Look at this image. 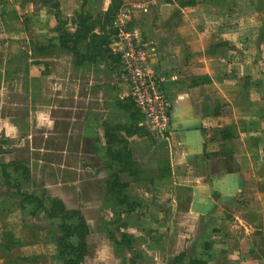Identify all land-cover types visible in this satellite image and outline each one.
Returning a JSON list of instances; mask_svg holds the SVG:
<instances>
[{
	"label": "crops",
	"instance_id": "obj_1",
	"mask_svg": "<svg viewBox=\"0 0 264 264\" xmlns=\"http://www.w3.org/2000/svg\"><path fill=\"white\" fill-rule=\"evenodd\" d=\"M121 1L132 7L142 4L132 26L156 47L153 64L171 102L166 138L155 135L145 123L139 124L143 132L128 137L136 173L119 175L123 193L130 202L146 206L124 213L126 206L106 188L110 169L102 123L130 124L129 113L119 104L129 96V84L100 57L75 64L54 31V3L67 30L76 29L78 13L83 11L92 16L94 32L99 33L102 13L111 0H0V108L19 107L21 92L24 107L39 108L35 118L0 117L9 137H29L15 138L14 148L3 146L0 163L18 159L20 147L32 154L39 150L37 162H28L32 177L67 209L81 210L89 229L88 252L92 244L96 253L113 260L119 247L109 238L106 224L121 213L143 264H165L167 257L182 251L204 258L200 251L209 253L216 246L204 250L206 237L214 228L221 229L217 221L231 214L227 209L244 190L243 171L256 165L255 155L264 163V145L259 147L261 141L264 144V127L257 128L264 120L254 114L257 105L249 84L250 60L264 53V8L258 0H196L186 6L179 0L146 5L147 0ZM21 121L24 128L12 126ZM36 123L39 142L34 136ZM228 128L236 136L223 138ZM118 135L126 138L122 131ZM254 174L264 184V165ZM11 196L0 195V243L3 232L10 231L18 242L11 251L24 247L37 251L36 257L23 255L25 261L34 257L38 264H58L46 214L38 210L31 216L32 205L20 207ZM249 214L260 218L262 213L258 207ZM199 238H205L201 244L196 243ZM228 238L224 234L214 240ZM248 251L222 256L241 264ZM3 260L0 251V264Z\"/></svg>",
	"mask_w": 264,
	"mask_h": 264
},
{
	"label": "trees",
	"instance_id": "obj_2",
	"mask_svg": "<svg viewBox=\"0 0 264 264\" xmlns=\"http://www.w3.org/2000/svg\"><path fill=\"white\" fill-rule=\"evenodd\" d=\"M85 0H82L84 2ZM261 0H258L259 7ZM196 0H179L181 6L194 5ZM57 4L53 6L56 10L55 17L57 23L54 31L57 34L58 43L65 50L69 51L75 64H82L84 61L94 62L97 57H100L105 66L115 70L118 76L120 75V57L114 53L110 44L113 37L117 33V29L113 26L115 15L122 5L121 0H111L108 9L102 13L101 30L99 33L94 32L93 24L90 22L92 16L88 13L80 11L77 18V27L73 32L67 30L66 23L60 16ZM131 20V19H130ZM127 18L129 27L132 26V20ZM227 44V41L222 43ZM219 45V43H218ZM119 104L124 108L130 116V124H115L109 125L102 123L105 139V154L109 159L107 167L110 169L106 179L107 191L114 196L118 204L126 206L124 213H132L141 208L142 205L136 202H130L127 196L123 193L125 184L120 181L119 175L123 172L135 174L134 161L132 160L131 151L129 149L128 137L143 132V126H139L138 122L141 119V114L131 95L119 99ZM264 107L255 111V115L264 113ZM118 131H122L126 138H121ZM223 138L234 137L236 133L232 128L225 129L222 132ZM0 152H3L0 150ZM1 184L6 186L10 194L16 198L18 206L32 205L30 210L31 216H34L38 210L46 214L50 226V240L57 247V260L63 264H81L87 254L86 238L89 233L86 219L80 209H67L60 198L50 196L46 190L30 189L32 185L31 174L28 163L25 160L14 159L6 163H0ZM158 220V219H156ZM111 224H117V234L111 229ZM126 223L121 218V213L118 218L106 224V229L109 238L116 244L117 247L125 246L128 250L134 251L131 240L126 230ZM221 229L214 228L213 235ZM151 229L147 230L148 234L152 235ZM226 234V233H225ZM217 237V236H216ZM74 239V241H73ZM221 240H206L203 244L204 250L213 248L216 242ZM18 242L14 240L13 234L10 231L3 232V241L0 243V251L4 253L11 252ZM202 249V250H203ZM135 252V251H134ZM205 253L200 251L199 254ZM227 249L220 251L221 255L227 254ZM25 261V258H21ZM27 262V261H25ZM136 259L133 258L130 264H135ZM3 264H10L4 262ZM165 264H209L207 259L200 257H192L182 251L176 255L169 256L165 259Z\"/></svg>",
	"mask_w": 264,
	"mask_h": 264
},
{
	"label": "rangeland",
	"instance_id": "obj_3",
	"mask_svg": "<svg viewBox=\"0 0 264 264\" xmlns=\"http://www.w3.org/2000/svg\"><path fill=\"white\" fill-rule=\"evenodd\" d=\"M132 1H135V0H130L127 3L132 2ZM209 1H212V0H209ZM259 4L262 8H264V0H261ZM126 6L129 8L131 7L130 5H126ZM138 14H140L139 10L130 8L127 18L128 20L130 19L134 20L136 19V15ZM131 23L135 25L133 21ZM232 34L234 33H231L230 35ZM234 35H235L234 37L236 38V34ZM212 37L214 39L215 36L212 35ZM232 40H234V38H232ZM260 57L262 58H258L257 60H254V59L250 60L251 80L249 84L252 87L251 97L256 100L255 102L257 105L256 110H259L261 107H264V101H262V99L264 98L262 96L264 95V53ZM243 77H242V80H243ZM123 85L127 87L126 83H124ZM18 95L19 96L17 97V100L21 102L19 107L17 108L14 106L8 107L7 105H5L4 107L0 108V117L8 118L13 114L14 117L18 116V117L24 118L27 116L29 118L31 117L35 118L36 112H39V108L24 107L23 101L25 98V93L21 92V93H18ZM8 101L9 100L7 99L5 102L8 103ZM257 118L264 120V113H261L260 115L257 114ZM19 124L20 125H12V126L13 127L19 126L20 128H24L25 125L23 121H21V123ZM38 127L39 126H37V123L36 125H33V128L37 131L36 133H34L35 139L39 142L40 132H39ZM261 127H264V124H262V126L260 124L257 125L258 129ZM4 129L5 127H3L2 124H0V150L1 151H4V148H2L3 146L5 148H9L10 145L12 144L11 147L13 148L16 147L15 138H19L22 141L25 136V139H29V137H26V135H23V134L19 136L12 134L9 137L5 133ZM22 132L23 130L21 129V133ZM18 143L20 144V141ZM263 145H264L263 141H261L259 144V147H263ZM18 151H19V154L17 158L20 160H25L27 163L30 162V160L37 162L35 158L40 157L39 150L38 152H35L32 154V153H28L26 148L20 147ZM261 155L264 156V152H262ZM3 158H4L3 156L0 157V160L3 161ZM52 159L57 160V157H52ZM255 159L256 160L254 162L256 165H254L253 167L251 166V168H247L243 171L244 176H245L244 190L236 194L234 205H232L231 208L227 209L229 213L231 214H228L226 218H223V221H217L220 223V227L222 226L221 230L219 232H216L215 235H213V232H212L210 235L206 237L208 239L214 240V237L216 236H218L219 238L223 237L225 233L226 235L229 236L228 241L216 242L215 243L216 246L213 251L203 254V257L206 258L208 261L210 260L211 264L212 263L216 264L215 261H222L225 264L226 263L236 264V263H233L229 259L225 258L226 259L225 260L223 256L220 255V251L225 248L228 250V252L232 253V254L230 253L229 256H233V257H235L237 253L240 254L242 250L246 252L249 250L248 251L249 254H246V253L243 254L244 257H242L243 262L241 264H246V263L247 264H264V184L259 183L260 180L259 179L257 180V177L254 174V170L261 168L262 165H264V163L261 162L259 157L256 155H255ZM31 178H32V185H30V189L33 188L35 190H41L42 189V187L40 186L41 181L36 180L38 178L36 179L33 178L32 174H31ZM1 180L2 178L0 174V195L2 194L3 196L4 195L8 196V193L10 194V191L6 186H3V184H1ZM11 199H12V196H11ZM258 207H259L260 213H262L260 218H256L255 214L254 215L249 214L251 211H253L255 208L257 209ZM235 215H238V217H235ZM248 215L252 216L250 220L247 219ZM258 219H261V221H258ZM110 227L117 234L118 232L117 224L116 225L111 224ZM95 239L96 238L94 237L93 240ZM204 239H201V238L196 239V243L201 244V242L204 241ZM92 242L95 243L94 241ZM136 242H137V239H136ZM90 247H91V250H89V252L87 249V254L85 256L86 257L85 264H130L133 258L136 259L135 264H143L141 257H140V252H138L137 248L135 249L134 247L133 248L135 249L134 250L135 252L128 250L123 245L119 246V248L117 249V252H114L113 260L111 262L108 261V256H106L105 254H103L102 256V253H96V250L92 249L93 247L92 244L90 245ZM24 249L26 248L24 247V248H21L20 250L17 249L14 252L11 251L8 253L1 252L2 256L4 257V260L2 263L10 262V264H24V261L20 260V258H23L22 257L23 255L36 257L37 251L32 250L29 252V250L24 251ZM30 249H33V248H30ZM218 249H221V250L217 251ZM194 254H195V250L194 251L192 250V255ZM55 261L58 262V264H60L61 262L60 260H57V259ZM36 262L33 257L31 258V261H27L26 264H38V261ZM164 263H165V260H164ZM46 264H54V263L52 261L49 263L47 262ZM146 264H152V262H148ZM159 264H160V261H159Z\"/></svg>",
	"mask_w": 264,
	"mask_h": 264
},
{
	"label": "built area",
	"instance_id": "obj_4",
	"mask_svg": "<svg viewBox=\"0 0 264 264\" xmlns=\"http://www.w3.org/2000/svg\"><path fill=\"white\" fill-rule=\"evenodd\" d=\"M156 1L147 0L144 5ZM140 6L142 4L130 8ZM130 8L122 5L117 11L113 21L117 33L110 47L120 57V75L129 84V95L142 116L138 124L145 123L155 135L166 138L171 102L153 64L156 47L138 27H129L127 16Z\"/></svg>",
	"mask_w": 264,
	"mask_h": 264
}]
</instances>
